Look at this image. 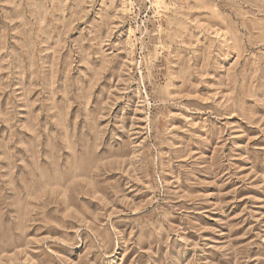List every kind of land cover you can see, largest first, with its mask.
Segmentation results:
<instances>
[{
    "label": "rangeland",
    "instance_id": "obj_1",
    "mask_svg": "<svg viewBox=\"0 0 264 264\" xmlns=\"http://www.w3.org/2000/svg\"><path fill=\"white\" fill-rule=\"evenodd\" d=\"M0 264H264V0H0Z\"/></svg>",
    "mask_w": 264,
    "mask_h": 264
}]
</instances>
